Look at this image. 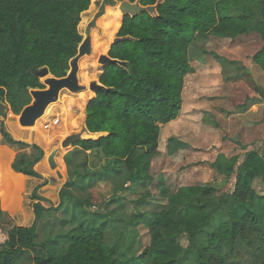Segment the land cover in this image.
I'll return each mask as SVG.
<instances>
[{"label": "trees", "instance_id": "16d2710c", "mask_svg": "<svg viewBox=\"0 0 264 264\" xmlns=\"http://www.w3.org/2000/svg\"><path fill=\"white\" fill-rule=\"evenodd\" d=\"M119 1L135 7L120 10L121 16L112 9V19L103 21L112 42L107 53L112 62L102 68L95 96L86 103L83 132L67 145L101 150L123 163L130 171L126 183L131 185L147 179L142 170L158 148L160 127L181 111L184 79L190 70L188 48L196 34L235 39L256 33L263 44L252 61L264 72V0ZM89 6V0H0V141L23 145L8 137L4 120L30 104V91L45 89L38 75L41 69L57 79L66 77L96 1ZM90 37L92 55L107 46L92 30ZM89 94L82 93L79 100L85 102ZM33 148L38 150L34 158H17L9 164L13 173L38 176L33 167L43 153ZM236 163L235 157L215 156L212 168L223 181L216 186L178 187L159 212L143 211L148 205L143 200L131 202L128 219L149 234L142 250L129 253L118 245H106L97 222L110 219V213L91 211L87 200L62 191L73 203L64 210L70 229L37 244L34 225L14 227L0 243V264H15L30 254L33 264H167L156 251L175 226L172 207L201 213L199 225L187 231L188 251L181 264H264V222L259 216L264 194L252 187L256 179L264 184V175L249 154L237 169ZM231 179L232 191L223 192ZM128 205L121 200L120 211Z\"/></svg>", "mask_w": 264, "mask_h": 264}, {"label": "rangeland", "instance_id": "374dc122", "mask_svg": "<svg viewBox=\"0 0 264 264\" xmlns=\"http://www.w3.org/2000/svg\"><path fill=\"white\" fill-rule=\"evenodd\" d=\"M89 1L90 6L93 1H96L97 5L86 32L81 34L84 52L88 51L90 45V30L101 39L99 31L105 29L103 21L109 22L112 19V9L117 10L121 16L120 4L125 2ZM262 44V39L256 33L241 35L235 39L211 37L210 34L194 36L188 48L190 70L184 79L182 108L174 121L160 127L158 148L150 161L152 167L148 171L149 182L142 187L139 180L128 187L112 189L110 185L103 184L92 191L93 202L90 204V210L110 213V219L97 222L106 245H118L120 250H127L129 253L145 248L149 243L148 230L143 226L136 229L128 219L129 213L133 212L131 202L143 200L148 205L142 210L156 213L164 209L165 202L168 204L167 197L174 194L178 187L220 184L224 177L212 168L215 156L219 154L226 158L235 157L236 169L249 154L251 163L264 175V72L252 61V56ZM79 50L77 56L87 58L84 54L79 55ZM96 62L98 64L97 59ZM97 64L95 68L100 66ZM70 69L71 66L68 74ZM39 72L41 81L46 83V72L44 69ZM45 89H48V85H45ZM30 95L31 102L28 106H32L35 100L31 93ZM75 109L70 111L72 115L76 113ZM18 116L20 117V114ZM52 117L60 118L55 114ZM39 123L41 122L28 127L20 125V128L38 131L41 128ZM53 133L55 134L53 130L44 132L42 137L49 139ZM30 147L33 154L37 155L38 150ZM261 182V179H256L252 187L264 194V184ZM232 186L233 179L227 182L222 191L231 192ZM56 191L57 201H53L55 207L48 204L49 207L43 209V217L39 208L41 218H38V222L34 221V227L35 224L38 225L34 243H46L70 229L67 227L69 216L64 210H70L73 203L68 196L62 195L61 190ZM38 193L36 190L28 196L26 206H39L36 201L42 198ZM105 200L109 201L104 202ZM121 200L129 204L124 211L119 209L118 201ZM169 211L175 226L168 233V241L156 252L158 258L168 262L167 264H181L188 251L187 231L199 225L201 213L193 210L179 212L175 207ZM259 216L264 222V209ZM8 221L6 216L0 221L2 242L12 229L8 228L12 227ZM30 261L31 254L29 258L21 257L16 264H30Z\"/></svg>", "mask_w": 264, "mask_h": 264}, {"label": "crops", "instance_id": "0c3cea01", "mask_svg": "<svg viewBox=\"0 0 264 264\" xmlns=\"http://www.w3.org/2000/svg\"><path fill=\"white\" fill-rule=\"evenodd\" d=\"M111 13L110 15L113 17L114 14ZM104 22H108V20ZM104 30L99 32L103 36L101 38L102 41L107 43V46L105 44V47L103 46L97 54L92 55V39L90 37L88 51L84 52L87 58H76V87L78 89L73 90L63 87L59 91L56 101L46 105L42 115L35 121V124L41 122L39 123L41 128L38 131L20 128L18 115L9 113L4 120V130L8 137L13 141L25 143V145H20L6 141L0 142V221L6 216L9 220L8 222L12 225V227L8 226V228L33 226L34 221L38 222L37 220L45 214L43 209L55 205L53 201L57 197L56 190L66 192L77 200H87L91 204L93 202L92 191L100 185L108 184L111 189L123 186L128 187L126 179L130 171L123 163L104 156L101 150L84 151L79 147L65 145L66 141L72 136L83 132L86 103L95 96V90L98 87V82L95 81L99 80L103 72L102 68L110 63L107 53L112 42ZM96 64L100 66L95 68ZM51 77L49 74L46 79ZM88 92L90 94L86 97L87 100L85 102L79 100L82 93ZM73 108H76V113L73 111L75 116L70 112ZM51 109L54 111L50 114ZM53 114L60 118L54 119L52 117ZM55 120H58L57 124H54ZM51 130L55 134L53 133V136L49 137V139H44L42 134ZM30 146L38 147L43 153V157L33 167L38 176L13 173L9 168V164L15 159L22 157L25 159L34 158L35 155ZM153 155L148 158L149 160L142 170V176H148L146 177L147 179H141L142 187L146 186L150 180L148 171L152 167L150 161L153 159ZM36 190L39 192V197L42 198L36 201L39 204L36 207V209L38 208L37 210L26 206L25 203L28 196H31ZM108 201L105 200L104 202ZM118 202L120 203L121 201ZM48 204L49 206H47ZM167 205L165 202V207ZM39 208L42 210L40 218ZM36 227L38 225L36 226L35 224V235H37ZM7 238L8 233L6 235ZM3 242L0 240L1 244ZM41 244H43L42 241ZM30 264H33L32 260Z\"/></svg>", "mask_w": 264, "mask_h": 264}, {"label": "water", "instance_id": "95a60500", "mask_svg": "<svg viewBox=\"0 0 264 264\" xmlns=\"http://www.w3.org/2000/svg\"><path fill=\"white\" fill-rule=\"evenodd\" d=\"M135 5L132 6L130 3L126 2L123 3L120 7L121 11H126L128 9H134ZM88 32V30H87ZM88 48V47H87ZM79 55L84 54V44H80L79 46ZM79 56L76 55L74 59L70 62V65L72 69H70V73L66 75V77L57 79L54 77L48 78L46 80L45 85H48V89L45 90H36V91H30V93L33 95L35 98L32 106H27L25 107L19 117V124L24 127L28 126H33L35 124V121L42 115L43 109L46 105H48L51 102L56 101L58 97L59 91L63 87H67L69 89L76 90L78 89L76 87V69H77V64H76V58ZM112 60H110V63ZM48 76V71L44 70ZM40 75V72L38 73ZM71 139V138H70ZM69 140V139H68ZM66 141L65 145H67ZM237 140H235L236 142Z\"/></svg>", "mask_w": 264, "mask_h": 264}, {"label": "built area", "instance_id": "2783aa9c", "mask_svg": "<svg viewBox=\"0 0 264 264\" xmlns=\"http://www.w3.org/2000/svg\"><path fill=\"white\" fill-rule=\"evenodd\" d=\"M57 123H58V120H55V121H54V124H57Z\"/></svg>", "mask_w": 264, "mask_h": 264}, {"label": "bare ground", "instance_id": "6f19581e", "mask_svg": "<svg viewBox=\"0 0 264 264\" xmlns=\"http://www.w3.org/2000/svg\"><path fill=\"white\" fill-rule=\"evenodd\" d=\"M60 121V120H59Z\"/></svg>", "mask_w": 264, "mask_h": 264}]
</instances>
